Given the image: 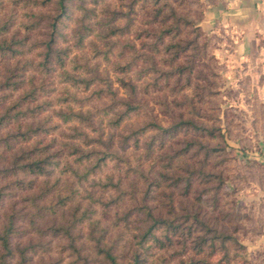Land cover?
Wrapping results in <instances>:
<instances>
[{"label":"trees","instance_id":"16d2710c","mask_svg":"<svg viewBox=\"0 0 264 264\" xmlns=\"http://www.w3.org/2000/svg\"><path fill=\"white\" fill-rule=\"evenodd\" d=\"M164 1L121 0L112 8L105 0H6L2 8L0 0V208L9 198L26 207L19 213L12 203L0 213V264H30L36 256H44L45 264L63 256L70 258L67 264H168L172 257L177 264H230L239 258L242 245L220 225L228 217L223 179L210 168L211 157L226 145L215 125L218 116L198 106L211 94L213 76L210 70L195 73V57L207 56L198 43L203 4L191 23L192 37L185 38L181 17L172 9L164 13ZM145 4L148 27L133 28L131 15ZM49 5L51 13H43ZM121 35L127 36L121 44L111 41ZM86 44L103 56L118 46L112 78L89 64ZM55 76L59 89L52 86ZM103 96L101 107L82 110L86 100ZM146 96L164 114L176 107L177 115L168 114L165 125L148 115L115 139L113 130L139 112ZM180 133L178 147L167 144ZM117 147L138 155L130 154L129 162ZM109 159L122 165L98 184L113 194L94 200L108 223L84 225L88 209L76 217V186ZM110 207L118 211L108 217ZM109 227L115 231L107 244ZM118 245L125 257L116 253ZM215 254L220 257L212 262Z\"/></svg>","mask_w":264,"mask_h":264},{"label":"rangeland","instance_id":"374dc122","mask_svg":"<svg viewBox=\"0 0 264 264\" xmlns=\"http://www.w3.org/2000/svg\"><path fill=\"white\" fill-rule=\"evenodd\" d=\"M105 2L112 8H118L121 0H105ZM164 2V13H168L169 9H172L175 15L181 17L180 27L182 31L180 36L191 38L192 34L190 31L191 27H193L191 23H195L200 18L202 2L200 0H165ZM4 5H6V0L2 2V8ZM51 6L49 5L48 8L43 9V13H51ZM149 8L150 4L137 6L135 14L131 15L133 28L146 27L145 25L148 27V24L145 23L149 17L144 15L149 11ZM18 11L21 12L22 10ZM187 21L188 24H186ZM69 25H71L70 22ZM123 37L121 35L110 40H115L118 44H121ZM128 37L130 38V36ZM87 40L92 41L98 49H104L102 42L97 37L89 36ZM217 40L214 34L202 31L201 36L198 38V43L199 45L204 44L202 52L207 56L197 55L194 64L195 73L198 71L205 73L207 70L213 73V76L210 77L212 82L211 94L206 98L204 97V104H198V106L205 114L218 116L215 125L220 126L226 145L222 152L212 156L210 159V168L212 167L211 169H214V171H220L223 179L220 196L224 204L222 207L227 210L228 217L221 220L220 225L227 232L234 234L243 247L239 252V258L234 259L230 264H264V57L252 68H250V62H242L239 65L223 62L216 56ZM135 42L138 46V41ZM86 48L88 49V51L86 49V56L89 59V64L95 67L98 74L101 75L106 72L112 78L114 74L111 72V63L120 58L117 55L118 46H112L104 56L93 55V53L89 52L90 49L87 44ZM209 55L212 58L208 59ZM159 57L156 56L155 59L158 60ZM52 81V86L55 89L61 87V83H58V77H52ZM144 81H148V79L146 80L145 78L140 83ZM113 87H116L115 83ZM119 91L121 92L122 90ZM76 95L84 96L87 95V92L76 90ZM156 95H159V93ZM154 97L155 94L153 93L151 99ZM157 98V101H160V96ZM106 101L104 96L100 100L91 97L85 101L82 110L91 109V106L101 107L102 103ZM144 101L137 114H130L123 119L117 129L113 130L115 139L117 135H125L141 122L148 120V115L157 123L165 125L169 120L168 114L174 117L178 113L177 108L171 106L168 113L164 114L163 106L157 104L159 102H152L148 96L144 97ZM73 109L77 108L73 106ZM101 119L105 120V118ZM103 121L102 123L104 124ZM61 127L64 128L65 125ZM103 129L105 134L108 133V128ZM181 138H183L182 133L177 134L173 139L170 138L167 144L172 142V147L176 148L179 143H174V141H180ZM142 142L143 137H139V145ZM116 149L117 155L121 154L129 162L133 159L131 155H138V152L131 154L129 152L130 148L125 153L119 150L118 147ZM119 165L122 164L114 159H109L101 166L99 172L95 171V173L89 174L76 186L79 195L76 196L75 201L80 204L79 209L75 212L76 217L82 214L85 205L88 209L85 211L86 217L83 218L84 225L95 219H99L100 227L108 223L102 218L103 216H100L94 200H106L109 195L113 194L112 188L106 186L102 189L98 183H104V175L110 173L112 169H116ZM87 194L92 197L90 199L91 202H89ZM15 202H17V198L3 200L0 213L6 212L8 206ZM22 205L15 203V207L20 209L19 213H21V208L26 211V207ZM71 208H73V205H71ZM116 210L117 208L110 207L108 217ZM68 214H70V210L65 209L63 216L68 217ZM45 222L47 223L48 219ZM114 231L115 229L112 227L107 229L104 238L105 243L108 244L112 241ZM17 239L20 241L24 240L20 236ZM115 251L123 256L127 254L125 248H121L119 245ZM51 257L54 258L56 255L53 254ZM219 257L220 254H215L211 256L210 260L215 262ZM45 261L46 258L44 256H36L31 260L30 264H45ZM69 261V257L63 256V259L58 264H67ZM119 261L122 262L123 258L120 257ZM168 264H177V259L172 257L169 259Z\"/></svg>","mask_w":264,"mask_h":264},{"label":"crops","instance_id":"0c3cea01","mask_svg":"<svg viewBox=\"0 0 264 264\" xmlns=\"http://www.w3.org/2000/svg\"><path fill=\"white\" fill-rule=\"evenodd\" d=\"M200 29L214 34L217 57L223 62H250L264 57V0H200Z\"/></svg>","mask_w":264,"mask_h":264}]
</instances>
